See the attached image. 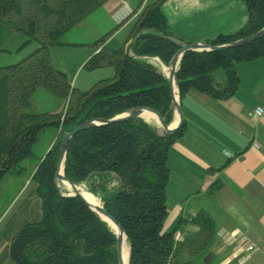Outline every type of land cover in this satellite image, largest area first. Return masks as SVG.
I'll return each instance as SVG.
<instances>
[{
  "label": "trees",
  "instance_id": "16d2710c",
  "mask_svg": "<svg viewBox=\"0 0 264 264\" xmlns=\"http://www.w3.org/2000/svg\"><path fill=\"white\" fill-rule=\"evenodd\" d=\"M107 1L0 0V52L9 50L5 44L14 33L25 36L16 50L36 44L19 61L0 66V182L5 175L26 169L24 162L34 159V146L43 131L58 130L31 177L41 201V217L25 223L9 243L14 264H118L116 237L110 226L79 197L63 196L55 186L61 136L86 119L111 118L135 106L156 109L168 124L172 120L168 80L158 66L141 58L156 56L168 65L179 48L163 37L173 35L161 8L165 0L146 2L129 22L120 47L111 48L106 41L130 15L93 42L99 50L84 66L95 69L112 65V77L79 91L71 87L66 73L54 66L50 48L67 44L63 36ZM241 1L247 8L244 26L207 43L231 42L264 27V0ZM137 33L130 55L125 45ZM262 55L264 36L225 50L185 52L176 72L180 101L189 89L215 99L234 94L239 84L236 64ZM218 69L226 74L222 86L214 79ZM40 86L67 98L62 116L33 111L34 92ZM183 131L184 123L162 137L152 124L135 117L83 129L68 141L64 175L75 182L89 181L93 204L99 196L103 207L123 227L130 246L129 264H219L220 257L211 252L217 223L208 211L200 209L190 219L180 215L173 224L165 225L169 148ZM111 174L117 184L113 192H106ZM97 175L101 180L95 185L90 180ZM218 187L220 184H214L209 191ZM188 225L196 230H186ZM176 232L183 238L176 239Z\"/></svg>",
  "mask_w": 264,
  "mask_h": 264
},
{
  "label": "crops",
  "instance_id": "0c3cea01",
  "mask_svg": "<svg viewBox=\"0 0 264 264\" xmlns=\"http://www.w3.org/2000/svg\"><path fill=\"white\" fill-rule=\"evenodd\" d=\"M140 1L108 0L101 7L118 24ZM161 8L173 35L186 43L234 34L247 21L241 0H165ZM129 20L118 29L122 40ZM219 70L223 69L214 79L222 86L226 74ZM236 70L239 84L234 94L215 99L189 89L180 101L184 131L169 148L165 225L205 209L217 223L211 252L220 257L219 264H264V115L254 113L264 106V55L237 63ZM175 120L173 115L171 122ZM45 131L49 137L42 151L34 149V159L14 174L18 187L9 204H20L0 221V264H14L8 253L10 240L25 223L41 217L31 177L58 136V130ZM214 184L220 187L210 192ZM186 230L196 227L188 225ZM249 244L251 251L246 249Z\"/></svg>",
  "mask_w": 264,
  "mask_h": 264
},
{
  "label": "rangeland",
  "instance_id": "374dc122",
  "mask_svg": "<svg viewBox=\"0 0 264 264\" xmlns=\"http://www.w3.org/2000/svg\"><path fill=\"white\" fill-rule=\"evenodd\" d=\"M147 1V0H146ZM154 0H148L151 2ZM141 2V3H140ZM135 7V9L129 14L130 20L134 18L146 4L141 0ZM140 4V5H139ZM122 22V21H121ZM119 24V23H118ZM117 27V23L113 21L109 14L99 7L93 11L88 17L78 25L72 27L62 38L65 45H56L50 48V55L55 67L63 70L68 78L71 87L84 91L91 88L97 81L105 78H110L115 74L114 67L112 65L98 67L95 69H88L84 65L86 61L95 53L94 41L114 30ZM12 39L9 40L5 47L9 50L6 52H0V66L15 63L28 55L35 47L36 44L32 43L20 50H16L17 46L25 40V36L19 33H14ZM131 41V40H130ZM130 41L128 42V48H125L127 52L132 55L130 50ZM106 44L111 48H118L122 44L120 31L116 30L106 41ZM127 44V43H126ZM96 49V51H98ZM142 59L152 62L162 71L160 59L156 56H142ZM223 72V70H219ZM216 73V72H215ZM223 74V73H220ZM67 98L53 94L44 86L36 88L33 96V111L36 112H48L52 114L63 115L66 111ZM143 117V116H142ZM140 118V117H139ZM144 118V117H143ZM145 119V118H144ZM152 125H155L154 123ZM50 130V129H49ZM48 131H43L39 140L34 146L35 151H42L44 145L48 140ZM62 137V136H61ZM30 159L25 160L24 164H28ZM101 176L97 175L90 182L95 185L100 182ZM18 179L14 174H8L3 177L0 182V221L6 216V219L11 216L19 206V201L10 203L11 198L17 189ZM89 185V181L86 182ZM117 180L114 174L109 176V180L105 184L106 192H113ZM71 189V187H67ZM99 190L100 187H97ZM102 190V189H101ZM62 193H67L65 188H60ZM96 196V195H95ZM102 202L101 198L97 196ZM210 199V198H209ZM16 201V200H15ZM213 201H211L212 203ZM179 233V232H178ZM180 238V234H179Z\"/></svg>",
  "mask_w": 264,
  "mask_h": 264
},
{
  "label": "water",
  "instance_id": "95a60500",
  "mask_svg": "<svg viewBox=\"0 0 264 264\" xmlns=\"http://www.w3.org/2000/svg\"><path fill=\"white\" fill-rule=\"evenodd\" d=\"M138 33L131 39L130 43L134 41V39L137 37ZM264 36V27H261L259 30L255 31L254 33L236 39L231 42L223 43V44H217L213 45L207 42H192V43H186L183 42L182 40L178 39L176 36L173 35H163V37L179 46V48L176 50L174 55L171 57L167 68L168 72L164 73L167 80L168 84L170 87L171 91V106L173 109V115L176 117V120L174 122H170L169 124L166 123L165 119L163 116L154 108L146 107V106H135L131 107L127 110H125L122 113H119L111 118H104V117H94V118H89L86 119L74 127L71 128L68 132H65L61 139H60V147H59V154L55 166V173H54V183L59 191V193L63 196H77L79 197L85 204L86 206L92 210L96 215H98L102 220H104L110 228L113 230L115 237H116V242H115V251H116V257H117V263L118 264H126L125 263V240L127 241V235L123 227L120 225V223L103 207V203L98 205L92 204V202L88 201L84 196L82 195V188L80 185L83 182H75L68 177L64 175V160L67 152V144L69 139L76 134L77 132L94 127V126H100V125H108V124H113L117 123L120 121H125L129 120L135 117H140L144 121L152 124L148 120L144 119L142 117V113L146 111L152 112L156 118H157V124L153 125L156 129V132L158 135L162 137H166L176 131L181 125L183 121V114H182V109L180 107V99H179V93H178V87H177V81H176V72L178 70V65L181 60L182 55L190 50L193 51H220V50H225L228 48H234L237 46H241L250 42L255 41L256 39ZM60 181H65L70 185L72 188L73 192H67V193H62L60 191V186L59 182ZM84 182H87L84 181ZM128 244V241H127ZM129 244H128V258H129ZM127 264H129L127 262Z\"/></svg>",
  "mask_w": 264,
  "mask_h": 264
},
{
  "label": "bare ground",
  "instance_id": "6f19581e",
  "mask_svg": "<svg viewBox=\"0 0 264 264\" xmlns=\"http://www.w3.org/2000/svg\"><path fill=\"white\" fill-rule=\"evenodd\" d=\"M161 67H162V72L163 73H167L168 72V68L167 66L161 64ZM142 116L148 120L149 122H151L152 124H157V118L156 116L150 112V111H146L144 113H142ZM68 187H70V185L68 183H66ZM59 186L60 188H65V190L68 192H73L72 188L71 189H68L65 185V181H60L59 182ZM80 187L82 188V195L84 196V198H86L88 201L92 202L93 204V197H94V194L89 190V187L87 185L86 182H83ZM98 204H101V201L100 199L96 196L95 200H94V205H98ZM124 258H125V263L127 264L128 262V244H127V241L125 240V252H124Z\"/></svg>",
  "mask_w": 264,
  "mask_h": 264
},
{
  "label": "built area",
  "instance_id": "2783aa9c",
  "mask_svg": "<svg viewBox=\"0 0 264 264\" xmlns=\"http://www.w3.org/2000/svg\"><path fill=\"white\" fill-rule=\"evenodd\" d=\"M254 113L259 115V116L264 115V106H257L254 109ZM175 237H176V239H179V233L178 232L176 233ZM246 249L248 251H251V250H253V246L249 244V245H247Z\"/></svg>",
  "mask_w": 264,
  "mask_h": 264
}]
</instances>
